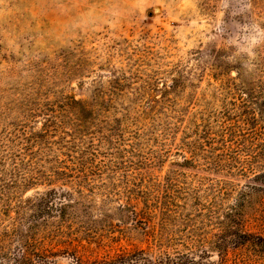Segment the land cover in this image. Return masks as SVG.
<instances>
[{"label":"rangeland","instance_id":"374dc122","mask_svg":"<svg viewBox=\"0 0 264 264\" xmlns=\"http://www.w3.org/2000/svg\"><path fill=\"white\" fill-rule=\"evenodd\" d=\"M263 100L264 0H0V264L19 221L61 227L45 264L174 258L224 222L226 264H264V117L226 133Z\"/></svg>","mask_w":264,"mask_h":264},{"label":"trees","instance_id":"16d2710c","mask_svg":"<svg viewBox=\"0 0 264 264\" xmlns=\"http://www.w3.org/2000/svg\"><path fill=\"white\" fill-rule=\"evenodd\" d=\"M210 1V0H206ZM258 113H249L248 111V116L244 117V120L238 121L235 124H233L230 128L226 130V133H229L228 135L230 136L231 133H233V130L238 129V124H242L243 126L246 127L245 132L249 133L251 136L259 137L263 134L261 131H257L256 129V122L258 118H263L264 117V100L258 104ZM264 152L263 147H261L259 152H254L252 154H248V158H253L254 160L256 159H262L264 155L262 154ZM261 177L262 179L264 178V174H257L253 176V182L255 180H258V178ZM51 193H47L44 195V197H41L38 199L36 202L32 201L30 202V207H36V208H42V207H47L49 204V196ZM66 207H61L60 209V216L59 218L61 219L60 224L64 223V218H66ZM19 221V220H18ZM20 221L16 222L14 225V228L12 229V234L10 236H6L5 240L7 243L10 240L16 239V244L18 245V249L16 250V254L13 258H11V262L15 264H45L48 262V260L51 258V256L55 255L54 249L50 250H41L39 252H30L28 249L29 247L35 243L34 240V235L37 231L40 229L45 230L47 235L54 234L51 239L56 238L57 240L59 239L60 232L62 231L61 227L53 229V224H48L47 222H42L41 224H33L31 226H28L26 230L21 231L20 230ZM53 229V230H52ZM232 228L224 222L221 223L219 228H217L216 234L212 235V238L207 240V239H202L200 238L199 240H193L192 243H183L181 245L182 248L186 250V252H177L176 256L174 258H171L169 255L163 254L162 252H158V254H153L152 256H149L147 252L141 250L138 252H135L133 255H127V254H121V255H116L113 257H107L103 259H94V260H86L83 258V256H75V264H205L207 261V258L209 257V252L205 250V247L207 249H215L217 253L219 254V262L218 264H226V261L224 260V254L228 252L231 248H236L237 247V242L233 241V238H229L227 235L228 233L232 232ZM232 235L236 236L238 233H233ZM155 244L159 242V245L162 244V240L159 238H155ZM6 243V244H7ZM156 246V245H155ZM161 250V246L159 248ZM8 247L1 246L0 247V258H8L10 253H8ZM208 255V257H207ZM209 262L208 264H210Z\"/></svg>","mask_w":264,"mask_h":264}]
</instances>
